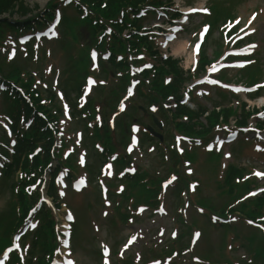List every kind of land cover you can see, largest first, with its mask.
Returning a JSON list of instances; mask_svg holds the SVG:
<instances>
[{
  "label": "rangeland",
  "instance_id": "374dc122",
  "mask_svg": "<svg viewBox=\"0 0 264 264\" xmlns=\"http://www.w3.org/2000/svg\"><path fill=\"white\" fill-rule=\"evenodd\" d=\"M43 1L44 0H25V4L27 7H29V9H32L34 14H37L40 11V9L43 7V5H42ZM237 4H239V1H237V0L228 1V3H227L228 7L226 9L227 13H225L224 12L225 6H224L223 2L213 1L212 6H211V11H212V14H214V15H216L217 12H223L221 15L222 18H225L224 17L225 15H228L230 18H234V16L236 15L235 11L237 10L236 9ZM257 8L261 9L258 13V17H257L256 22H255L256 40L259 42V45H260L259 51L257 53H258V59H259V68L261 70L262 75L264 76V0H245L244 4H242L239 8L238 14L241 13V15L246 17L251 11L257 10ZM211 18H212V16H204L203 21L204 22L208 21L209 23H212L210 20ZM215 35L216 34H214L213 37H215ZM6 38H7V41L5 43L6 49L0 47V56L4 57L2 55V54H4L6 57V61H7V60H9L7 54H8L10 47H11L9 42H11V40L14 39V35L11 33H7ZM65 41L69 43L71 41L70 36H66ZM47 45L52 49V55H51L50 59L46 61L49 64L47 65L48 69L44 71L45 75H47L49 73L48 72L49 66H51L52 68H54L56 70V68L59 69L62 66L63 61H64V55H62V52L57 48L56 42L49 43ZM210 48H211V51H213L214 47H213V45H211V42H210ZM5 50H7V51H5ZM211 51H210V49L207 50V52H211ZM17 56H20V51H18ZM0 60H1V57H0ZM183 62H184V60L182 61V63ZM211 98L216 100L215 99L216 96L213 93H211ZM197 99H195L196 103H198L200 100L199 98H197ZM134 101H135V98H132L129 101H127V106H129L130 104H133ZM200 103H201V101H200ZM258 103H259V101L256 100V101H253L251 104H257L258 105ZM1 107H2V103L0 101V108ZM0 123H2V121H0ZM249 144H250L249 141L243 140V148L248 147ZM246 155H252V154L250 151H248ZM253 156L250 158H247L248 159L246 161L247 165H250L251 163L254 162ZM202 158H203V155L200 154V159H202ZM243 160H241V158H240L236 161L239 163L240 162L242 163ZM148 161L149 162L150 161L155 162V159L149 155ZM148 165H149V163H148ZM154 170H159L160 175H162V174L165 175V173H166L165 172V170H166L165 166L160 167L159 165H154V168H153V170H151V172L154 173L155 172ZM200 176L202 178H204V175H200ZM204 191H205V193H208V194L210 193L212 195H214V193H215V189L213 186H210L209 188L208 187L205 188ZM6 200H7V195L6 194H4V195L0 194V209L4 208ZM167 209L169 211V215L166 217H162L158 221L156 218H148L151 216L150 212H149V213L142 214L141 216H139L137 219L138 223L135 224L133 227L130 226L131 228H129V227L127 228V229H130L131 231H134L135 229L136 230L142 229V231L143 230L145 231L144 232L145 233L144 239L139 240V242H138L139 243L138 247L140 250H144L145 247L147 245H150L151 242L152 243L159 242V238L156 237V232H157V229L159 227H164L165 229H168L167 231L171 230L170 228H174L177 226L179 227V225L177 223H175V220H174V219H176L175 218L176 210L171 205H167ZM191 209H192L191 206L187 209L188 214L194 212ZM195 216L198 217L197 214H195ZM201 220H204V219L201 218ZM96 222L100 225L104 224V222L106 223V221H103V220H101V218H99V213L97 215ZM82 234L85 235L86 233L83 232ZM96 235L99 238L107 237V239H108V237H110L111 239L109 241L111 243L114 240V237L109 236V234L107 235V233L103 230H99V232ZM211 237L213 240L210 243ZM215 237H216L215 231L211 232L210 236H207L206 234H204V236L201 237V239L199 241V245L196 246V248H197V252H199L200 248L203 247L200 255L202 257H204L205 259L209 260L211 258L213 260L218 261V260H221L222 257H221V251L220 250L218 251V247L216 245V242L214 241ZM163 240L165 242L168 241L167 235L163 237ZM199 246H201V247L199 248ZM75 247H76L75 256L78 259L79 264H98L97 263V255H98L97 249L94 246H92V245L89 246V245L84 244L81 247H79V246H75ZM151 247H152V251L160 250V247H158L157 244L152 245ZM194 250L196 251V249H194ZM197 252H195V253H197ZM241 252H242V250L239 249L237 252L235 251L234 254H236V255L241 254ZM116 256L117 255L112 256L113 262H114V259ZM190 262H191V260L187 256H181L177 259H174L173 264H191Z\"/></svg>",
  "mask_w": 264,
  "mask_h": 264
},
{
  "label": "trees",
  "instance_id": "16d2710c",
  "mask_svg": "<svg viewBox=\"0 0 264 264\" xmlns=\"http://www.w3.org/2000/svg\"><path fill=\"white\" fill-rule=\"evenodd\" d=\"M118 2V3H122V2H126V0H110L111 3L114 2ZM15 5L18 6V9L15 11ZM27 10V8L25 7L24 4V0H0V14L4 13V12H9V13H13L14 11L18 13L22 14ZM230 175L227 176L226 178V184H230ZM263 199H260V202H262ZM261 256H263V253L259 254Z\"/></svg>",
  "mask_w": 264,
  "mask_h": 264
},
{
  "label": "snow or ice",
  "instance_id": "6c2138e0",
  "mask_svg": "<svg viewBox=\"0 0 264 264\" xmlns=\"http://www.w3.org/2000/svg\"><path fill=\"white\" fill-rule=\"evenodd\" d=\"M200 10L201 11H205V12L208 11V9H200ZM193 11H197V10L196 9H193ZM253 18H254V16H253ZM249 22H251V21H249ZM207 28H208V26H205V29H204V31H202L200 33V36H203L204 35V33L207 31ZM250 47L251 48H254L255 45H251ZM196 51L197 52L199 51V44H197V46H196ZM246 63H249L250 64V63H252V61H247ZM236 66L243 67L244 64H239V65H236ZM146 67H150V65H146ZM101 83H103V82H101ZM213 83H217V82L216 81H213ZM225 87H228V85H225ZM261 87H264V85H262V84H256V85H254L253 88H235L234 91H237V92H240V91L252 92L255 89L261 88ZM261 115H264V113H261ZM81 162L83 163V160ZM256 174L257 175H264V173H256ZM173 179H175V177ZM250 195H252V194H250ZM69 218H71V217H69ZM196 236L198 237L199 236V233H197ZM134 239H135V237L132 238V240H134ZM132 240H130L129 243H131ZM125 247H127V244L125 245ZM105 251H107V249H105ZM68 264H72V261L69 260L68 261ZM105 264H108L107 260L105 261ZM154 264H159V261H155Z\"/></svg>",
  "mask_w": 264,
  "mask_h": 264
},
{
  "label": "bare ground",
  "instance_id": "6f19581e",
  "mask_svg": "<svg viewBox=\"0 0 264 264\" xmlns=\"http://www.w3.org/2000/svg\"><path fill=\"white\" fill-rule=\"evenodd\" d=\"M182 50H184V43H181V42L176 43L174 47V51L178 52Z\"/></svg>",
  "mask_w": 264,
  "mask_h": 264
}]
</instances>
